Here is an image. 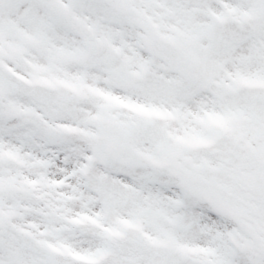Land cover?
<instances>
[{"label": "snow or ice", "instance_id": "6c2138e0", "mask_svg": "<svg viewBox=\"0 0 264 264\" xmlns=\"http://www.w3.org/2000/svg\"><path fill=\"white\" fill-rule=\"evenodd\" d=\"M0 264H264V0H0Z\"/></svg>", "mask_w": 264, "mask_h": 264}]
</instances>
